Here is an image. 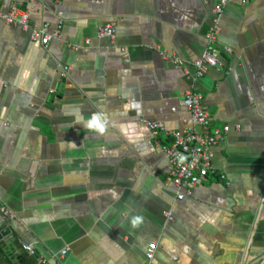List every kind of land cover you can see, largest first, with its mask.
<instances>
[{
	"label": "crops",
	"instance_id": "obj_1",
	"mask_svg": "<svg viewBox=\"0 0 264 264\" xmlns=\"http://www.w3.org/2000/svg\"><path fill=\"white\" fill-rule=\"evenodd\" d=\"M217 2L0 1L1 12L29 10L33 28L62 23L61 39L43 48L0 22L8 240L49 264H264V0L224 8L212 45L220 65L195 79ZM109 21L115 38L98 39ZM189 90L202 95L211 125L230 131L211 149L224 180L208 176L176 201L155 145L172 139L143 121L191 129L181 105ZM17 247L19 261L1 251L9 263H35Z\"/></svg>",
	"mask_w": 264,
	"mask_h": 264
},
{
	"label": "built area",
	"instance_id": "obj_2",
	"mask_svg": "<svg viewBox=\"0 0 264 264\" xmlns=\"http://www.w3.org/2000/svg\"><path fill=\"white\" fill-rule=\"evenodd\" d=\"M1 1V0H0ZM233 0H218L212 10L213 24L205 35L207 47L193 63L195 69V79L203 77L209 69L219 66L220 63L215 56L212 45L216 42L219 33V18L226 6ZM248 0H241L242 4ZM0 22L5 25L19 27L22 31L29 32L30 39L37 42L41 47H47L51 40L61 39V25L57 22L51 31H48L49 25L46 22L41 23L37 28L29 24V10H22L17 7L10 8L7 12L0 11ZM98 39L107 38L113 40L116 36V25L113 21L102 24L96 33ZM89 42L86 41V44ZM228 52V49H225ZM176 62V59H175ZM68 67L61 69V77L65 78ZM55 94V89L50 91ZM181 105L190 113L192 128L186 131H165L163 125L157 122L143 121L148 131L155 137L158 132H164L166 136L172 139L171 145H159L155 142L157 148H160L165 154L169 167V179L176 201H182L191 196L193 189L208 176H218L224 180V176L217 173L212 163L211 149L219 142L223 141L230 131L228 126L214 127L211 125L209 115L203 103V97L200 93L189 90L185 93ZM239 126L235 127L238 130ZM0 216L6 221H12L13 215L0 205ZM168 220H171L167 213ZM264 242V234L262 235ZM156 244L148 245L145 252V258L152 261ZM21 254L34 258V264H49L45 259L36 255L35 250L30 244L19 245ZM64 254V253H63Z\"/></svg>",
	"mask_w": 264,
	"mask_h": 264
},
{
	"label": "water",
	"instance_id": "obj_3",
	"mask_svg": "<svg viewBox=\"0 0 264 264\" xmlns=\"http://www.w3.org/2000/svg\"><path fill=\"white\" fill-rule=\"evenodd\" d=\"M9 233L10 230L6 220L0 216V252H4L10 261H19L21 257L15 252L18 243L14 241L15 239L8 240Z\"/></svg>",
	"mask_w": 264,
	"mask_h": 264
},
{
	"label": "trees",
	"instance_id": "obj_4",
	"mask_svg": "<svg viewBox=\"0 0 264 264\" xmlns=\"http://www.w3.org/2000/svg\"><path fill=\"white\" fill-rule=\"evenodd\" d=\"M0 264H12V263H9L7 258L0 252ZM19 264H31L30 261H24L22 263H19Z\"/></svg>",
	"mask_w": 264,
	"mask_h": 264
}]
</instances>
